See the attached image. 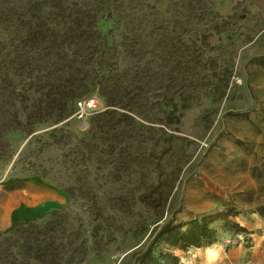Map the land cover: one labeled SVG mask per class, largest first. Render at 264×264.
Instances as JSON below:
<instances>
[{"label":"rangeland","instance_id":"rangeland-1","mask_svg":"<svg viewBox=\"0 0 264 264\" xmlns=\"http://www.w3.org/2000/svg\"><path fill=\"white\" fill-rule=\"evenodd\" d=\"M46 1L30 0L24 9L29 0H0L2 230L4 220L14 219L2 233L19 221L38 220L70 204L74 211L91 206L64 192L71 181L82 183L85 177L76 174L84 169L81 163H75L79 169L64 166L78 153L76 140L64 136L70 130L83 137L110 109L95 88L84 98L94 100L96 108L82 118L76 104L74 115L58 125L25 120L20 125L15 120L16 109H22V116L33 108L38 93L47 95L37 77L53 74L47 62L39 66L37 50L21 40L23 15L37 20L48 12ZM249 2L165 0L157 8L150 2L140 12L133 10V1L115 20L99 23L110 59L90 62L81 75L94 82L127 80L128 100L137 113L118 111L125 129L117 140L99 134L103 139L97 162L86 178L94 208L104 216L100 224L93 222L99 225V236L96 244L89 242L82 264H133L153 230L173 215L174 226L185 225L181 232L194 220L207 221L216 241L182 250L183 237H164L149 264H197L204 255L214 262L232 245L248 247L239 235L240 223L264 206V19L256 17ZM111 3L116 6L115 0ZM27 53L31 58L24 62L21 57ZM48 54L43 51L45 61ZM116 58H121L119 64ZM139 86L145 87L142 94L136 91ZM43 99L47 120L48 97ZM55 128L64 129L53 134ZM54 135L62 138L60 147L52 144ZM31 169L46 178L33 176ZM27 211L38 214L16 215ZM210 247L219 249L215 258Z\"/></svg>","mask_w":264,"mask_h":264},{"label":"trees","instance_id":"trees-1","mask_svg":"<svg viewBox=\"0 0 264 264\" xmlns=\"http://www.w3.org/2000/svg\"><path fill=\"white\" fill-rule=\"evenodd\" d=\"M115 1L116 6L112 5L111 0H49L46 7L48 12L38 16L37 20L30 13L23 15L22 42L37 50L39 66L42 67V64L47 62L53 74L37 77L38 84L48 88L47 95L38 93L37 99H32L33 108L22 116L20 115L22 109H16L15 120L20 125H23L22 120L36 125L47 121L58 125L69 120L76 112V103L82 98L85 100L84 97L95 88H98L110 109L93 121L90 131L83 137L75 136L70 130H67L64 136L69 141L76 140L78 146L76 158L68 159L64 166L71 164L74 165L73 169H79V165L75 163H81L84 169L77 171L76 174L82 176L85 173V177H81L84 179L82 183L71 181V185L64 192L74 201L91 202V206L84 211L78 208L74 211L70 204L68 207L50 211L41 219L22 220L12 230L6 233L0 232V264H82L90 250L89 242L92 240L94 244L97 243L99 225H92L97 221L100 224L104 215L100 209L96 211L94 208L97 205L95 196L86 177L90 175V168L97 162L95 154L103 139L99 134L103 133L105 140H117L125 129L118 111L120 109L131 113L137 111L135 104L128 100V89L131 84L127 80L120 82L115 80L114 83L86 81L81 73L83 67L90 65V62L96 64L110 59L105 51L110 48L107 38L98 28L102 20H115L120 14V9L128 2L135 1L137 7L133 10L143 12L144 8L150 7V2H153V8H157L165 0ZM29 5L30 0L23 8ZM45 50L49 51L47 61L43 56ZM21 58L24 62H28L31 58L30 53ZM120 59L116 58L115 63L119 64ZM17 62L19 65V59ZM127 67L128 65H125V68ZM40 71L42 74L45 72L44 69ZM144 88V86L136 87V91L142 94ZM44 96L48 97L47 120L43 117V104L47 99H43ZM252 97L255 99L253 93ZM65 126L68 127V122ZM63 129L55 128L53 134L60 133ZM19 131L32 133V129ZM61 143V137L57 135L52 137L53 145L60 147ZM86 145L87 152L84 151ZM28 172L33 176L46 178L45 174L33 169ZM257 213L264 217V206L260 207ZM85 215L88 222H85ZM175 220L173 215L159 229L153 230L149 245L145 251L137 255L133 264H149L155 246L164 237L168 239L183 237L184 241L179 246L182 250L191 247L200 248L204 242L211 245L216 241L214 230L209 227L207 221L194 220L188 224L190 228L187 231L181 232L185 225L176 227Z\"/></svg>","mask_w":264,"mask_h":264},{"label":"crops","instance_id":"crops-1","mask_svg":"<svg viewBox=\"0 0 264 264\" xmlns=\"http://www.w3.org/2000/svg\"><path fill=\"white\" fill-rule=\"evenodd\" d=\"M249 3L251 10L256 14V17L264 19V0H250ZM261 34H264V27L262 28ZM25 212H20L16 215L32 216L35 213L38 214V212L33 211H27L28 214H25ZM10 221L11 223H14V219L4 220V229L2 230V225H0V232L6 231L5 229L11 224ZM240 227L242 228V231L239 235L242 238H246L244 244H247L248 247L232 245L228 249V252L225 253L224 258H220L214 262H208L207 257L204 255L203 258L198 259L197 264H243L247 262L264 264V217L256 212L244 218L243 222L240 223Z\"/></svg>","mask_w":264,"mask_h":264},{"label":"built area","instance_id":"built-area-1","mask_svg":"<svg viewBox=\"0 0 264 264\" xmlns=\"http://www.w3.org/2000/svg\"><path fill=\"white\" fill-rule=\"evenodd\" d=\"M76 104H77V108H78L77 115L79 118H82V116L84 115V113L87 110H92V109L96 108L95 101L91 100V99H85L82 101H78ZM243 264H254V263L247 262V263H243Z\"/></svg>","mask_w":264,"mask_h":264},{"label":"bare ground","instance_id":"bare-ground-1","mask_svg":"<svg viewBox=\"0 0 264 264\" xmlns=\"http://www.w3.org/2000/svg\"><path fill=\"white\" fill-rule=\"evenodd\" d=\"M208 250H209V254H210V256H211L212 258H215V256L218 255V252H216V248L213 249L212 247H210Z\"/></svg>","mask_w":264,"mask_h":264},{"label":"water","instance_id":"water-1","mask_svg":"<svg viewBox=\"0 0 264 264\" xmlns=\"http://www.w3.org/2000/svg\"><path fill=\"white\" fill-rule=\"evenodd\" d=\"M122 258H123V256H122Z\"/></svg>","mask_w":264,"mask_h":264}]
</instances>
